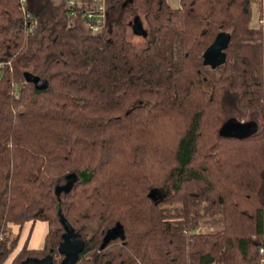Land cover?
Instances as JSON below:
<instances>
[{
	"label": "trees",
	"instance_id": "16d2710c",
	"mask_svg": "<svg viewBox=\"0 0 264 264\" xmlns=\"http://www.w3.org/2000/svg\"><path fill=\"white\" fill-rule=\"evenodd\" d=\"M24 2L0 0V264H61V220L87 228L71 264H264V0H103L102 27L80 35L63 0ZM131 9L142 47L127 39ZM228 118L258 130L217 136ZM36 220L42 249L16 251L8 224Z\"/></svg>",
	"mask_w": 264,
	"mask_h": 264
},
{
	"label": "water",
	"instance_id": "95a60500",
	"mask_svg": "<svg viewBox=\"0 0 264 264\" xmlns=\"http://www.w3.org/2000/svg\"><path fill=\"white\" fill-rule=\"evenodd\" d=\"M128 25L133 34L145 37L146 31L138 17H134L131 22H128ZM227 43L228 35L225 33L217 34L211 44L202 53L204 63L211 67L221 64L224 61L223 50L226 48ZM22 76L24 81L32 84L35 89L42 90L47 87V81L45 79H41L32 73L25 71L22 73ZM257 130L258 125L255 121H238L235 118H228L220 125L217 136L240 140L253 135ZM62 180L63 182L56 185L54 189V193L57 197H60V193L63 195L69 193L77 182L78 177L75 173L69 172L62 177ZM151 192L152 198L162 199L164 197L160 190H152ZM61 223L64 228V233L61 236L62 241L59 243L56 252L63 255L61 264H71L82 243L76 240L72 228L64 220H61ZM114 229L117 231L115 234H118L119 228L116 227ZM111 231L108 232V236H112L109 234ZM52 259L53 256L48 255L43 259H25L20 264H52Z\"/></svg>",
	"mask_w": 264,
	"mask_h": 264
},
{
	"label": "built area",
	"instance_id": "2783aa9c",
	"mask_svg": "<svg viewBox=\"0 0 264 264\" xmlns=\"http://www.w3.org/2000/svg\"><path fill=\"white\" fill-rule=\"evenodd\" d=\"M23 5L24 0H18ZM67 8L66 15L71 19L76 18L80 12L82 21L87 25L90 32L99 31L104 23L103 0H64Z\"/></svg>",
	"mask_w": 264,
	"mask_h": 264
},
{
	"label": "crops",
	"instance_id": "0c3cea01",
	"mask_svg": "<svg viewBox=\"0 0 264 264\" xmlns=\"http://www.w3.org/2000/svg\"><path fill=\"white\" fill-rule=\"evenodd\" d=\"M170 7L172 6L168 0H166ZM8 227L13 234L18 235L16 251L22 246H25L28 250H40L43 247V240L47 232V223L45 221H28L23 223L20 227L9 223Z\"/></svg>",
	"mask_w": 264,
	"mask_h": 264
},
{
	"label": "rangeland",
	"instance_id": "374dc122",
	"mask_svg": "<svg viewBox=\"0 0 264 264\" xmlns=\"http://www.w3.org/2000/svg\"><path fill=\"white\" fill-rule=\"evenodd\" d=\"M55 1H56V0H55ZM63 1H64V0H63ZM168 1H169V3H170L172 6H175V7H173V8H176V7L178 6V0H168ZM167 4H168V3H167ZM124 7H128V5H127V4H124ZM116 12H117V10H116ZM130 12H131V14L129 15V22H131V21L133 20L134 17H138L139 20H140V22H141V24H142V26H143V28L145 29V25H144V22H143V20H142L143 11H137V10H132V9H131ZM80 26H81V29H80L81 32H79L77 35H80V34L83 33L84 31H85V32L88 31L87 25H86L84 22H81V25H80ZM126 33H127V39H128L133 45H135L136 47H142V46L144 45L146 35H145V37H141V36H139V35H135V34H133L129 25H127V27H126ZM74 40L77 41V38H75ZM62 182H63V180H60V181L57 183V185L61 184ZM161 193L163 194V193H165V192L161 191ZM60 196H63V194L60 193ZM174 206H178V203H170V204L165 205V207H166L167 209H171V208H173ZM201 228H202V230H204V231H205V230H207V231H211V230L214 229V228L210 227L208 223H207V224L205 223L203 226H201ZM76 229H77V228H76ZM78 230L80 231L79 233H80V235L82 236V235L86 232L87 228L84 227V226H81L80 228L78 227ZM115 233H117V231H116V229H113L109 234L113 235V234H115Z\"/></svg>",
	"mask_w": 264,
	"mask_h": 264
},
{
	"label": "flooded vegetation",
	"instance_id": "af4514ba",
	"mask_svg": "<svg viewBox=\"0 0 264 264\" xmlns=\"http://www.w3.org/2000/svg\"><path fill=\"white\" fill-rule=\"evenodd\" d=\"M62 180V179H61ZM73 230V229H72ZM77 230V229H76ZM80 231H75V230H73V233L75 234V237H76V240L78 241V242H81V235H80V233H79Z\"/></svg>",
	"mask_w": 264,
	"mask_h": 264
}]
</instances>
